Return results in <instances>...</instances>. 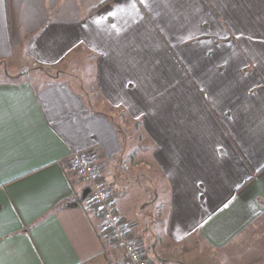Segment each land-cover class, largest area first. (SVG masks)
I'll return each instance as SVG.
<instances>
[{"label":"crops","instance_id":"obj_1","mask_svg":"<svg viewBox=\"0 0 264 264\" xmlns=\"http://www.w3.org/2000/svg\"><path fill=\"white\" fill-rule=\"evenodd\" d=\"M73 54L92 62L106 113L60 76L39 92L28 79L0 82V264L126 261L87 201L63 207L89 194L76 152L90 154L149 261L161 259L160 232L142 220L149 205L167 241L198 236L213 250L264 221V0H0L1 63L51 69ZM169 69L189 89L144 108L145 84ZM117 112L141 119L149 152L142 137L126 152ZM141 181L131 219L124 199Z\"/></svg>","mask_w":264,"mask_h":264},{"label":"rangeland","instance_id":"obj_2","mask_svg":"<svg viewBox=\"0 0 264 264\" xmlns=\"http://www.w3.org/2000/svg\"><path fill=\"white\" fill-rule=\"evenodd\" d=\"M77 56L78 55L75 54L70 55L61 66L51 69L33 67V65L24 62L21 56L16 59L0 62V82H19L28 79L32 82L35 90L39 92L38 89H40V86L46 85V83L52 82L56 80V77L60 76L63 80L72 81L71 83L75 86L77 85L78 89L82 87L81 89L84 95L88 96V100L92 101L94 107L98 111L106 113L108 109L102 107L101 97L96 93L92 83V62L86 55L81 57ZM180 74L184 75V71L181 70L179 75ZM82 78H84V82L80 83L78 86L74 79L80 80ZM154 78L153 82L150 81L145 84L144 108L146 109L150 108L151 96H153V94L172 90L184 92L185 89H189V84L183 80L182 77H177L176 73L174 76L171 69L167 71V75ZM114 116L117 118V120H115L117 124L116 127L122 131V138L126 142V150L128 145L129 150L126 151L127 153L135 148L137 139L140 141L139 138L141 137L144 139V147L141 152L142 155L151 150L148 143L145 141V130L142 126L141 119L138 121V124L137 121L130 120L125 114H120V112H117ZM117 122L120 124L122 123V126ZM147 168L150 169L149 172L152 171L150 165ZM123 178L122 173H119V179ZM126 183L129 186L132 185V187L137 184V182L131 178L126 180L125 184ZM144 187H147V184L145 181H141V187H139L138 190L135 189V193L133 192L125 196L124 201H128L127 205L131 209V219H135L134 217L140 213L138 207L141 204V198L143 196H139L137 191L140 190L143 192ZM149 189L152 188L149 186ZM160 189L163 190V193L159 194ZM156 190L159 195V200L156 205L163 206V210L167 212L163 204L167 205L170 202V196L164 187H158ZM90 201L92 202V200ZM116 203L119 205L118 198H116ZM152 208L153 206L151 205L146 207V215H142V220H149L147 222V229L154 228V232H160V237L158 239V256L161 259L157 261V259L151 258V264H264V221L255 228L249 229L237 242L224 250H213L198 236H193L186 241L180 242L167 241L165 239L167 237L164 229V227L167 226V222H156V220L152 218L154 216V214H151ZM165 213H163V216L166 215ZM148 215L151 216L149 217ZM148 233L150 232L148 231ZM135 244L141 250V247L136 242Z\"/></svg>","mask_w":264,"mask_h":264},{"label":"built area","instance_id":"obj_3","mask_svg":"<svg viewBox=\"0 0 264 264\" xmlns=\"http://www.w3.org/2000/svg\"><path fill=\"white\" fill-rule=\"evenodd\" d=\"M74 168L78 171L87 184L90 197L103 213L105 228L111 233L126 256V261L121 264H147L143 254L135 241L129 237L128 226L118 217L114 211V203L110 198L109 191L101 181L99 170L87 152H76L72 156Z\"/></svg>","mask_w":264,"mask_h":264},{"label":"trees","instance_id":"obj_4","mask_svg":"<svg viewBox=\"0 0 264 264\" xmlns=\"http://www.w3.org/2000/svg\"><path fill=\"white\" fill-rule=\"evenodd\" d=\"M111 198H112V196H111ZM90 200H91L90 194H86L84 199H81L80 201L73 200V201L65 204V206H63V207L65 209L66 208H74V207L77 206V204L78 205L81 204L82 201H87L89 203V208L92 209V210H95L103 218V213L100 211L99 207L95 203L91 202ZM106 231L109 233V231L107 229H106ZM109 236L113 238L111 233H109ZM143 259L146 261L147 264H151V261H149L146 256L143 255Z\"/></svg>","mask_w":264,"mask_h":264},{"label":"water","instance_id":"obj_5","mask_svg":"<svg viewBox=\"0 0 264 264\" xmlns=\"http://www.w3.org/2000/svg\"><path fill=\"white\" fill-rule=\"evenodd\" d=\"M88 193H90V191L88 190Z\"/></svg>","mask_w":264,"mask_h":264}]
</instances>
